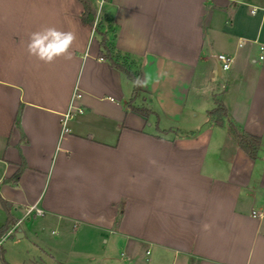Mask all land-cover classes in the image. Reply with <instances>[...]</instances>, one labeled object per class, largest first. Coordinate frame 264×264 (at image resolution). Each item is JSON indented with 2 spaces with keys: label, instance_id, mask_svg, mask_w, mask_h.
Returning a JSON list of instances; mask_svg holds the SVG:
<instances>
[{
  "label": "crops",
  "instance_id": "1",
  "mask_svg": "<svg viewBox=\"0 0 264 264\" xmlns=\"http://www.w3.org/2000/svg\"><path fill=\"white\" fill-rule=\"evenodd\" d=\"M83 10L79 0H0V197L11 228L22 221L19 238L59 228L57 248L75 261L65 264H110L112 250L131 264H264V0L106 2L104 30L141 73L135 98ZM49 26L75 33L71 59L29 55L31 34ZM220 53L234 58L229 71ZM216 99L228 109L221 126L208 115ZM72 103L84 111L65 130ZM229 122L262 138L257 159ZM32 206L45 214L27 215ZM102 235L99 254L91 242Z\"/></svg>",
  "mask_w": 264,
  "mask_h": 264
},
{
  "label": "trees",
  "instance_id": "2",
  "mask_svg": "<svg viewBox=\"0 0 264 264\" xmlns=\"http://www.w3.org/2000/svg\"><path fill=\"white\" fill-rule=\"evenodd\" d=\"M84 7V10L81 14L82 23L89 27L93 28L94 22L97 16V4L96 0H79ZM109 2L110 0H106ZM109 20V17L105 16L104 13L101 16V20L96 29V33L100 36V46L104 57L110 62V64L123 71L134 83V98L141 92V73L136 74L128 64V57L112 44L108 36V32L104 30L105 22ZM113 32V31H112ZM130 107L144 115L149 117L153 111L147 107L136 106L133 104V100L130 102ZM21 109H19L16 117V121H19ZM208 115L212 117L217 125H223L228 118V109L224 103L216 99V106L208 112ZM229 133L238 143L239 147L252 159H257L259 157L260 149L262 146V138L253 134H250L244 131L241 127L233 122H229L228 125ZM24 165H21L15 175L11 178L12 181L18 182L20 176L23 172ZM2 206L4 207L7 213V221L5 224L0 226V240L2 237L11 229V226L15 223L14 218L12 217L11 208L12 205L10 202L6 201L0 197ZM1 248V246H0ZM7 264V263H5Z\"/></svg>",
  "mask_w": 264,
  "mask_h": 264
},
{
  "label": "rangeland",
  "instance_id": "3",
  "mask_svg": "<svg viewBox=\"0 0 264 264\" xmlns=\"http://www.w3.org/2000/svg\"><path fill=\"white\" fill-rule=\"evenodd\" d=\"M2 213L4 212L0 206V225L3 224L5 218V215ZM27 224L28 222H26V225ZM36 227L40 230L41 225L36 223ZM53 228L46 230V237L44 236V238L32 236L19 238L16 234L12 235L13 238L5 240L0 248V264H65L67 261L71 263L75 262L72 257H67L66 251H62L63 248L60 246L63 243L59 244L60 246L57 248L58 244L56 241L61 237L62 231L59 228ZM52 230L54 231L52 232ZM104 237L105 235L96 236L95 240L91 242V247L99 254L106 252ZM34 242L44 247L47 252H52L55 258H52L45 252H41L40 249L34 245ZM78 242H81L82 245L86 243L83 240ZM66 244H68V241ZM110 253L115 257L114 262L110 264H131L129 259L124 258L118 250H112ZM92 259L93 258H87L82 264L100 263L98 259H96V263H94L95 261Z\"/></svg>",
  "mask_w": 264,
  "mask_h": 264
},
{
  "label": "clouds",
  "instance_id": "4",
  "mask_svg": "<svg viewBox=\"0 0 264 264\" xmlns=\"http://www.w3.org/2000/svg\"><path fill=\"white\" fill-rule=\"evenodd\" d=\"M75 40L76 35L71 31H62L53 26L44 27L31 34L27 51L30 56L44 63H52L60 57L71 59V48Z\"/></svg>",
  "mask_w": 264,
  "mask_h": 264
},
{
  "label": "built area",
  "instance_id": "5",
  "mask_svg": "<svg viewBox=\"0 0 264 264\" xmlns=\"http://www.w3.org/2000/svg\"><path fill=\"white\" fill-rule=\"evenodd\" d=\"M106 0H96V4H97V16H96V20L94 22V26L92 28V32L95 33L96 29L99 25V22L101 20V16L103 15V8L104 5L106 4ZM262 51H264V46L261 47ZM217 61L220 64V68L222 71H229L232 68V65L234 63V58L230 55L224 54V53H220L216 56ZM264 56H261V59H263ZM81 94L76 91L74 98H78L80 97ZM84 111L83 107H79L74 105V103H72V105L70 106V109L68 110L67 113H65L63 115V119H62V123L64 126V129L67 130V121L69 119H71L76 113H82ZM45 214V211L37 206H32L28 209L27 211V215H37V216H43ZM22 221L17 222L14 227H12L1 239V241L6 240L8 238H10L12 235L16 234L17 228L21 225ZM0 241V244H1Z\"/></svg>",
  "mask_w": 264,
  "mask_h": 264
}]
</instances>
